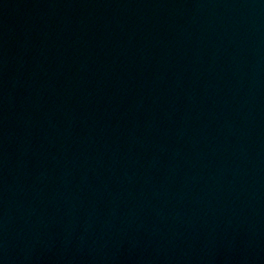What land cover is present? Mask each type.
<instances>
[{
  "label": "water",
  "instance_id": "obj_1",
  "mask_svg": "<svg viewBox=\"0 0 264 264\" xmlns=\"http://www.w3.org/2000/svg\"><path fill=\"white\" fill-rule=\"evenodd\" d=\"M0 264H264V0H0Z\"/></svg>",
  "mask_w": 264,
  "mask_h": 264
}]
</instances>
